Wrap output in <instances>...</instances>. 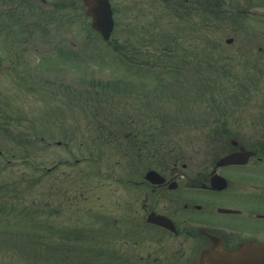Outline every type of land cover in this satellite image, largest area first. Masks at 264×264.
<instances>
[{
    "label": "rangeland",
    "instance_id": "1",
    "mask_svg": "<svg viewBox=\"0 0 264 264\" xmlns=\"http://www.w3.org/2000/svg\"><path fill=\"white\" fill-rule=\"evenodd\" d=\"M110 1L115 20L110 39L104 40L96 31L89 29V19L82 14L75 17L66 29L52 23L38 24L33 33L35 37H31V42L27 44L29 49L22 57L31 67L27 66L26 71L20 73L19 82L15 83V92L20 94V107L25 121H16L13 126L24 131H0V151L4 160L10 161L7 165L13 168L10 169L13 180L17 181V176L25 172L26 176L21 181L29 189L34 188L35 182L39 184L36 191H40V201L31 193L26 196L25 202L30 204V199L37 198L42 205L41 209L30 210L19 222L33 226V223L41 222L45 224V229L37 242H33L29 237L33 234L31 227H27V231L17 229L16 225L19 223L11 216L19 215H9L7 211L4 213L7 207L3 205H7L8 201H1L0 213H4V216L0 218V264L32 263L22 262V259L35 260L32 264H74V258L80 259L76 264H84V254L88 250L94 257L97 256L100 238L97 228L87 232V228L77 225L84 226L93 222L99 224L103 214L107 215L106 222L114 220L112 217L117 214L116 206L119 199L123 198L122 186L119 185V189L117 187L119 178L139 179L149 169L161 170L164 163H171L179 156L177 148L180 145L191 144L193 150L196 145L204 144L215 129L239 133L260 127L264 129V121L256 122L255 115L261 112L256 108L258 103L256 107L252 103L246 108L245 100L241 97L242 92H245L237 84L241 70L229 65L234 72L225 76L220 70L226 67L210 66V59H219L223 50L240 47V40L226 46L224 39L231 30L227 31L226 27L225 30H216L209 21L206 24H195L180 19L177 16V0H154L155 3H152L153 0ZM152 4H155L154 7ZM78 10L76 14L80 13V9ZM145 12V15L141 14ZM209 12L201 11V14L207 16ZM177 20L181 22L178 26L180 32L173 29L177 27ZM237 23V34L243 32L244 28L246 31L257 28L251 23ZM149 28H153L151 33ZM132 31L133 33H129ZM159 32L164 33L163 37L159 36ZM216 34L221 39L216 38ZM61 36L70 41L69 44L73 43V50H81L78 57H65L62 61L59 57H51L57 53V44H65V41H61ZM151 36L153 39L150 41ZM164 37H168V40ZM219 41L223 44L220 50L217 46L212 47V44L216 45ZM115 42L120 48L127 49L123 50L124 53H130L136 47L131 53L139 61L143 52L148 56L151 52H160L163 43L168 46L166 49H171L173 55L155 67L153 64L132 66L131 70L134 72L139 68H142L143 73L144 69L155 71L153 79L145 75L137 76L133 71L125 69L123 62L117 61L115 56L118 53L113 45ZM49 45L55 49L48 50L46 46ZM142 49L144 51L141 52ZM48 51L50 52L47 54ZM80 55L84 57L79 63L73 60ZM122 58L124 59L123 56ZM18 63L24 64L23 59L22 63ZM224 63L227 64L224 61L219 65ZM187 64L190 65V71L187 70ZM33 65L40 68L34 69ZM51 65L57 72L44 69L46 66L50 69ZM193 70L198 71L201 77L206 74L211 78H215V72L216 78H222V84L229 87L227 91H235L239 95L224 100L228 108L222 115L218 108L208 104L213 100L209 92L206 91L207 99L202 103L195 100V97L191 99L185 92L188 89L186 86H182L185 91H179L180 84L191 87L189 78L185 75L187 72L192 74ZM9 73L11 72L6 70L0 72V80L12 79L13 77L7 76ZM155 87L157 91L154 90ZM218 94L215 95L219 96ZM10 103L11 107L19 106L16 102ZM0 104L3 105L1 102ZM6 114L12 116L13 113L5 111L0 114V119H9ZM186 114L190 118L184 120ZM143 117H148L153 122V125H145L149 129L147 131L140 127V123H143L140 118ZM2 127L6 126L0 120V128ZM57 140L61 142L55 144ZM186 152L191 157L195 153L188 150ZM59 158L68 160L69 163L54 169L52 179L44 176L45 171L42 175L40 169L36 168V163L11 165V160L18 162L34 159L51 166ZM61 171L71 172L72 177H57ZM53 186L59 188L56 196H53ZM80 189L84 194L75 195ZM140 192L142 191L138 190V194ZM23 199L25 198H21V201ZM46 202H49L47 207ZM7 206L10 209L11 205ZM50 226H55V231H51ZM71 226L78 228L72 229ZM107 239H114L112 243L116 242L111 232Z\"/></svg>",
    "mask_w": 264,
    "mask_h": 264
},
{
    "label": "flooded vegetation",
    "instance_id": "2",
    "mask_svg": "<svg viewBox=\"0 0 264 264\" xmlns=\"http://www.w3.org/2000/svg\"><path fill=\"white\" fill-rule=\"evenodd\" d=\"M202 8L210 11V21L216 30H231L224 39L227 47L240 40L239 48L225 49L221 58L216 59L227 64L210 66L226 67L229 75L234 72L230 67L241 70L237 83L245 91L241 97L246 108L252 103L256 107L258 103L256 108L261 112L255 115L256 122H263L264 0H178L179 17L184 21L189 16L196 18ZM78 9L81 14H76ZM82 14L90 21L83 0H0V72L6 70L11 72L7 76L13 77L0 80V102L3 103L0 114L9 111L12 116H6L15 118L0 119L6 126L0 131H24L13 128L16 121L25 118L15 83L19 82L20 73L23 74L27 66L31 67L22 56L27 53V44L35 37L33 33L38 24L52 23L66 29ZM237 22L251 23L257 28L247 31L244 28L237 34ZM61 38L65 44H57L56 49L73 48L72 42L69 44L70 41ZM216 38L221 39V36L216 34ZM44 41L46 43V39ZM50 46L46 48L55 49ZM213 46L220 50L223 44L219 41ZM22 59L24 64H19ZM6 61L10 63H4ZM33 68L40 67L33 65ZM8 85L14 89L10 90ZM230 93L239 96L235 91ZM10 102L19 106L11 107ZM223 132L210 134L208 143L196 145L193 150L191 144L180 145L177 148L179 160L175 158L171 163H164L161 170L155 169L161 176L119 178L117 187L122 186L123 198L116 206L114 220L106 222L107 215L103 214L99 224L77 225L87 228V232L97 228L101 239L97 256L88 250L84 264H95V261L97 264H229L226 255L239 248H245L248 256L258 250L256 254H264V129ZM187 150L195 152L193 157L187 156ZM191 158L195 159L189 160ZM8 162L0 160V205L1 201H8L7 205L11 206L8 209L3 205L7 207L4 213L19 215L12 216L19 222L34 205L25 202L26 196L31 194L21 181L25 172L17 176V181L13 180L10 174L13 168H9ZM18 163L11 161L13 166ZM57 190L53 186V196ZM138 190L142 192L138 194ZM36 195L39 197L40 191ZM21 198L25 199L21 201ZM36 201L37 198L33 202ZM48 205L46 202L45 206ZM4 213H0V218ZM31 226L28 223L16 225L20 231H27ZM33 227L32 231L39 232L45 229V224L34 223ZM54 227L50 226L51 231H55ZM109 232L115 243H112L114 239H107Z\"/></svg>",
    "mask_w": 264,
    "mask_h": 264
},
{
    "label": "water",
    "instance_id": "3",
    "mask_svg": "<svg viewBox=\"0 0 264 264\" xmlns=\"http://www.w3.org/2000/svg\"><path fill=\"white\" fill-rule=\"evenodd\" d=\"M88 5V12L92 16V26L103 33L105 37L112 28L111 10L107 0H86ZM152 173V172H151ZM244 249L232 251L231 254L226 255L229 264H246L252 259L255 264H264V254H254L248 258Z\"/></svg>",
    "mask_w": 264,
    "mask_h": 264
},
{
    "label": "trees",
    "instance_id": "4",
    "mask_svg": "<svg viewBox=\"0 0 264 264\" xmlns=\"http://www.w3.org/2000/svg\"><path fill=\"white\" fill-rule=\"evenodd\" d=\"M153 77H154V76H153ZM153 77H152V79H153ZM156 78H157V76H156ZM144 120H145V119H143L142 122H143ZM155 126H156V125H155ZM155 126H154V127H155ZM153 131H154V130H153ZM215 131H218V130L216 129ZM46 178H48V177H46ZM58 191H59V188H58ZM51 192H52V189H51L50 193H51Z\"/></svg>",
    "mask_w": 264,
    "mask_h": 264
}]
</instances>
